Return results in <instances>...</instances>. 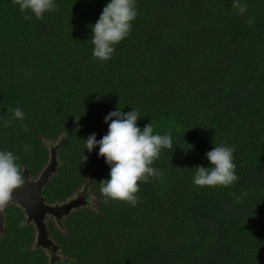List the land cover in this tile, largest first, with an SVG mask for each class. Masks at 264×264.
I'll use <instances>...</instances> for the list:
<instances>
[{"label": "trees", "instance_id": "1", "mask_svg": "<svg viewBox=\"0 0 264 264\" xmlns=\"http://www.w3.org/2000/svg\"><path fill=\"white\" fill-rule=\"evenodd\" d=\"M110 2L54 0L58 10L29 21L0 0V152L34 177L48 163L45 142L59 140L45 202L84 187L96 200L49 224V237L68 264H264V0H239L244 15L233 0H134L130 34L102 62L92 26ZM117 108L173 139L150 165L163 174L138 182L135 207L105 203L110 167L98 146L85 148ZM222 144L235 148L238 180L194 185V168L211 167L206 153ZM5 211L0 264H48L21 209Z\"/></svg>", "mask_w": 264, "mask_h": 264}, {"label": "clouds", "instance_id": "2", "mask_svg": "<svg viewBox=\"0 0 264 264\" xmlns=\"http://www.w3.org/2000/svg\"><path fill=\"white\" fill-rule=\"evenodd\" d=\"M19 6L24 18L31 20L32 15L36 19H42L44 13L58 10L54 0H14ZM233 7L239 10L240 15L247 11V5L239 0H233ZM134 0H111L103 9L99 20L92 26V44L94 45L93 57L106 62L112 58L113 45L118 44L130 34L131 22L136 18ZM249 25L254 21H246ZM14 119L24 120L25 113L20 107L11 109ZM80 119V118H79ZM78 119V120H79ZM139 112L132 109L124 113L118 109L108 113L104 122L112 121L109 130L101 140L97 141L95 133L85 141V148L91 152L99 147V156L105 158V163L110 167V179L100 181V192L106 197L105 203L111 201H123L135 207L139 197L135 195L139 191L138 182H148L147 178L159 177L163 173L150 167L153 161L160 155V150L173 149V139L169 134L154 135L152 124L145 125L143 130L137 126ZM10 126L8 122L5 127ZM25 131L27 124L21 125ZM191 147V146H190ZM25 151L29 145L24 146ZM234 147H226L223 144L214 147L206 153V158L211 167L197 166L193 183L199 187H215L217 185L228 186L238 180L234 174L233 164ZM19 158L12 152H0V213H3L10 203H13L14 190L21 189L25 180L21 173V165L16 163ZM85 157L84 160H86ZM19 227L23 228V222Z\"/></svg>", "mask_w": 264, "mask_h": 264}, {"label": "flooded vegetation", "instance_id": "3", "mask_svg": "<svg viewBox=\"0 0 264 264\" xmlns=\"http://www.w3.org/2000/svg\"><path fill=\"white\" fill-rule=\"evenodd\" d=\"M49 151V150H48ZM55 157V150L54 151H49V157H48V163H47V165H49L51 162V158H54ZM47 165H45L44 166V168L43 169H41L39 172H38V174L36 175V176H34V177H32V176H30L28 173H27V171H26V169L24 168L23 170H22V175H23V177H24V175H25V178H26V181L28 182V185H27V189H26V194H27V197H26V199H28L29 201H30V204H29V206H22V205H18V204H14V203H10L8 206H7V208L8 207H10V206H17V207H19L20 209H21V211L23 212V216H24V218H25V220H26V222L27 223H29V224H31L32 226H33V228H34V230H35V237H34V239L36 238V233H37V231H38V226H37V224H39L40 222H42L43 224H44V226H45V229L48 231L49 230V224H51L52 223V221H57L58 219H60L64 214H65V212H63L62 210H61V208L64 206V205H66L67 204V202L65 203V204H62V205H55V204H52V205H50V204H48V203H46L45 202V199H44V197H43V188L44 187H41V189H40V195H39V199H41V198H43L44 200H43V204L44 205H48L50 208L47 210V213L45 214V215H41L40 214V212L38 211V202L36 201V200H34L33 199V191L31 190V184H35L36 183V181L40 178V176H41V174H42V172L44 171V169H45V167L47 166ZM55 171H56V167H55V169H53L52 170V173H50L49 175H48V180L50 179V177L51 176H53L54 174H55ZM30 191V192H29ZM77 195V197H79L81 194L78 192V193H76ZM72 197V196H71ZM77 200V199H76ZM72 201V200H71ZM46 203V204H45ZM69 203V202H68ZM6 210V209H5ZM2 215L4 216V221H5V215H6V211H4L3 213H2ZM39 217V218H38ZM49 217H52L53 218V220L52 221H50L51 219L49 218ZM49 218V219H48ZM53 224V223H52ZM54 225V224H53ZM48 238L54 243V244H56L50 237H49V231H48ZM33 247H36L35 246V243H34V246ZM46 251H47V253H46V255L48 256V263L49 264H53V262L56 264L57 263V259H55L56 258V255H61L60 253H59V250L57 251V252H52L51 250H48V249H46ZM50 255H53L54 257H50ZM61 257H62V255H61ZM61 263L62 264H68L67 263V260H66V258H64V257H62V259H61Z\"/></svg>", "mask_w": 264, "mask_h": 264}, {"label": "water", "instance_id": "4", "mask_svg": "<svg viewBox=\"0 0 264 264\" xmlns=\"http://www.w3.org/2000/svg\"><path fill=\"white\" fill-rule=\"evenodd\" d=\"M51 163L47 165L42 172L40 178L36 181L35 184H31V190L33 191V199L38 202V211L43 216L47 213V210L50 208L46 203V205L43 204V198L39 199L40 195V189L41 187H44L45 184L48 182V175L52 173V170L56 167V161L55 157L51 158ZM25 184L21 189L14 190L13 193V203L22 205V206H29L30 201L26 199V189L28 182L26 181L25 175H24ZM30 192V191H29ZM82 205L79 204V199L72 200L66 205H64L61 210L65 213H67L71 208H78ZM39 218V217H38ZM4 224V216L2 213H0V231L3 229ZM38 231L36 233V238L34 240L35 246L42 248L43 250L49 249L52 252H57L59 250V247L54 244L49 238H48V231L45 229V226L42 222L37 224Z\"/></svg>", "mask_w": 264, "mask_h": 264}, {"label": "rangeland", "instance_id": "5", "mask_svg": "<svg viewBox=\"0 0 264 264\" xmlns=\"http://www.w3.org/2000/svg\"><path fill=\"white\" fill-rule=\"evenodd\" d=\"M59 141V140H58ZM58 141H54V142H45V145H46V147H47V149L49 150V151H56V148H57V146H58ZM84 189H85V192H84V194H83V196H79V197H77L76 196V194H73V196L67 201V203L68 202H70L71 200H76V199H79V204L80 205H82V206H84V204H85V206H89V207H91V208H93V207H95V204H96V200H95V197H93V195L91 194V193H88V190H87V187L85 188L84 187ZM83 192V191H82ZM72 209V208H71ZM51 220L50 221H52L53 220V218L52 217H49ZM48 218V219H49ZM55 221H52V223H54ZM49 250V249H48ZM45 252L47 253V251L45 250ZM50 257H54L53 255H50ZM55 259H57V263L56 264H62L61 263V259H62V257H61V255H56V258ZM49 264V263H48ZM53 264H55L54 262H53Z\"/></svg>", "mask_w": 264, "mask_h": 264}]
</instances>
